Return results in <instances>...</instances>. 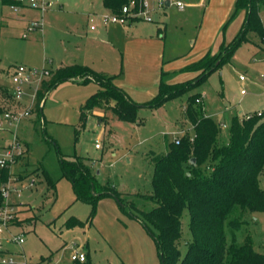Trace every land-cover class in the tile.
<instances>
[{
    "label": "rangeland",
    "instance_id": "rangeland-1",
    "mask_svg": "<svg viewBox=\"0 0 264 264\" xmlns=\"http://www.w3.org/2000/svg\"><path fill=\"white\" fill-rule=\"evenodd\" d=\"M51 1L54 7L43 13L30 7L16 13L0 0V79L7 84L11 66L55 71L60 64L71 65L75 58L84 57L83 36L89 38L95 33L90 32L94 24L88 16L90 6H100L101 0ZM158 1L150 0V6H155L153 21L142 20L137 29L144 34L152 31L154 38L162 41L163 58L159 62L165 71L169 67L163 73L168 83L194 79L196 72L182 69L208 51L216 54L222 44L232 42L246 18L245 11L232 17L236 0H171L170 6L163 7ZM177 2L183 4L182 9ZM260 16L264 25V9ZM36 20L43 22V29L28 32L24 38L27 22ZM109 31L116 34L121 45L126 40L119 24H109ZM76 44L82 52L77 53ZM124 53L120 49L115 54L118 71L114 80L133 83L139 66L131 67L130 75ZM149 61L150 66L156 63ZM159 62L154 69L145 65L147 76L133 79L149 86V91L139 92L142 103L158 93ZM100 90L102 87L93 81L62 82L47 95L41 113L33 110L18 124L0 129V147H6L15 136L23 152L11 168L23 178L17 185L20 198L11 194L21 223L0 234V239L4 248L20 254L28 264H76L71 260L75 251L86 253L91 264H161L152 234L131 214L138 213L137 209L125 211L114 196H103L92 214L91 205L76 200L71 182L63 176L60 158H80L101 185L110 184L139 210L150 211L157 206L145 198L153 193V157L166 154L168 145L176 139L195 136L185 113L188 95L170 99L157 108H139L135 121H120L112 114L113 102L92 111L84 108L88 98ZM192 93L202 95L205 115L221 126L220 139L224 142L228 141L233 116L245 118L247 114L262 113L264 43L259 35L247 33L231 59ZM24 102L29 100L25 97ZM96 143L101 145L98 150ZM260 186L264 188V170ZM188 216L185 212L182 220L184 240L189 237ZM72 218L83 224L69 226ZM20 234L24 235L22 244L7 242L11 235ZM234 237L239 243L250 240L257 252L264 253V212L247 213ZM228 238H232L231 233ZM181 251L185 253V245Z\"/></svg>",
    "mask_w": 264,
    "mask_h": 264
},
{
    "label": "trees",
    "instance_id": "trees-1",
    "mask_svg": "<svg viewBox=\"0 0 264 264\" xmlns=\"http://www.w3.org/2000/svg\"><path fill=\"white\" fill-rule=\"evenodd\" d=\"M1 1L9 6L18 3L17 0ZM133 1L135 10L140 9L143 0H103V5L110 12L120 13L123 6ZM262 9L264 0H236L232 17L245 11L246 18L234 40L222 44L218 53L208 51L184 67L182 72L197 73L192 80L168 83L163 80L162 73L158 93L150 101H133L115 85V76H105L78 64L51 71L38 90L35 110L41 113V104L47 95L62 82L86 84L93 81L102 90L91 95L84 108L92 111L113 102L112 114L120 121H135L139 108H157L170 99L188 95L185 113L195 136L185 135L179 143H170L166 154L153 157V193L145 198L157 206L150 211L139 210L110 184L101 185L90 166L80 158H60L63 176L71 182L76 200L91 205L92 214L103 196H114L125 211L130 207L137 209L138 213L131 211V214L152 234L161 264H264V253L257 252L250 240L239 243L234 237L247 213L264 212V188L260 186V175L264 170V109L260 116L255 112L250 119L233 116L228 141L224 142L220 139L221 126L205 115L202 95L192 93L231 59L246 40L247 33H257L264 43ZM4 96L13 102L5 93ZM192 159H195L194 163ZM10 176L9 168L0 169V209L4 202L1 189ZM50 184L55 187V183ZM185 212L189 215V237L184 240L182 220ZM20 223L16 217L12 224ZM68 224L76 226L83 222L72 218ZM228 233H231V239ZM182 245L186 246L184 254ZM75 263L91 264L88 260Z\"/></svg>",
    "mask_w": 264,
    "mask_h": 264
},
{
    "label": "built area",
    "instance_id": "built-area-1",
    "mask_svg": "<svg viewBox=\"0 0 264 264\" xmlns=\"http://www.w3.org/2000/svg\"><path fill=\"white\" fill-rule=\"evenodd\" d=\"M17 4L10 5L11 10L20 13L23 7H30L41 11L42 13L52 8L54 3L51 0H17ZM166 1L159 0L158 6L163 7ZM177 7L183 8L181 2L176 3ZM136 3L133 1L128 6H123L120 13L109 12L102 16L106 24L127 25L130 20L143 19L145 21H153L149 12V3L146 0L141 2L140 9L135 10ZM43 29V22L36 20L28 23L27 31L23 34L24 38L28 37V32H34ZM51 70L47 68L36 69L25 65H14L9 69L7 76L10 77V82L0 79V129L6 130V126L18 124L22 119L28 118L32 115L33 110L36 109L37 93L40 89L41 83L48 78ZM244 80V77H240ZM242 90V94H244ZM5 95L13 100L10 102ZM29 100V103L24 102V98ZM43 103L41 104V106ZM260 116L261 113H258ZM252 114H247L246 119L252 118ZM179 143V139L175 140ZM95 148H101L99 143L95 144ZM21 147L18 143L17 137L5 147H0V169L9 168L11 176L8 181L2 186L1 195L4 199L3 206L0 209V234L9 231V228L14 226L12 223L16 219L15 204L11 202V194L14 193L18 198L21 194L17 185L21 183L16 174L12 173L11 168L18 162V158L22 156ZM24 235H11L6 239L8 243L22 244L24 242ZM73 262H85L87 260L86 253L75 251L71 255ZM0 264H28L20 254H12L8 249L4 248L0 239Z\"/></svg>",
    "mask_w": 264,
    "mask_h": 264
},
{
    "label": "crops",
    "instance_id": "crops-1",
    "mask_svg": "<svg viewBox=\"0 0 264 264\" xmlns=\"http://www.w3.org/2000/svg\"><path fill=\"white\" fill-rule=\"evenodd\" d=\"M149 3L150 6V0H146ZM169 1L168 5L170 6L172 4L171 0H166V2ZM213 0H210V3ZM62 6V5H60ZM54 7V6H53ZM52 7V8H53ZM90 12L88 16L94 21L93 26H90V32H95L91 37L83 36V45L82 47L86 50L83 52L84 57L83 58H75L74 63L71 65H83L86 66L94 71H96L99 74L105 75V76H116L117 74V64L115 62V54L120 49L124 50V64L127 63V68L129 69V74L132 75V69L131 67L135 68L139 66L137 72L135 75H133V79L135 77H139V79L147 76L145 65L149 66L151 68L156 67V63L161 61L160 59L163 58V50H162V41L160 39L154 38V35L152 34V31L149 34H144L137 29V23L141 22L143 19H134L130 20L127 23V26H121L122 30L126 34V40L123 41L122 45L119 43V39L115 37L113 32L109 31V24H106L103 21L102 16L105 14H108L110 11L106 9L103 5V0L100 2V6L97 5L95 8L94 5L90 6ZM155 11L154 3L152 7L150 6L149 12L150 15L152 12ZM28 25V22H27ZM117 25V24H113ZM87 35V34H86ZM76 50L78 52H82L80 49V46L76 44ZM152 59V61H156L152 66L151 62L149 61ZM194 62V61H193ZM162 63V61H161ZM159 62V80L157 82V86H159L160 79L162 73L168 72L169 69L168 66H166L167 70H164V65ZM192 63V62H190ZM189 63V64H190ZM187 64V65H189ZM66 65L65 63L60 64L58 68L65 67V66H71ZM186 66V65H185ZM119 69V68H118ZM127 70V69H126ZM126 79H130L129 77H126ZM133 83L127 82L125 80H115L114 83L116 86L122 88L129 97L138 103H142L140 99L138 98L140 91L143 93L144 91H149V86L141 84L139 81L133 80ZM137 79V80H139ZM157 79V78H156ZM145 93V92H144ZM96 114L103 116L102 113L96 112ZM97 150L100 148H96Z\"/></svg>",
    "mask_w": 264,
    "mask_h": 264
},
{
    "label": "water",
    "instance_id": "water-1",
    "mask_svg": "<svg viewBox=\"0 0 264 264\" xmlns=\"http://www.w3.org/2000/svg\"><path fill=\"white\" fill-rule=\"evenodd\" d=\"M169 1L166 2V4L168 5ZM192 162L194 163L195 162V159H192Z\"/></svg>",
    "mask_w": 264,
    "mask_h": 264
},
{
    "label": "bare ground",
    "instance_id": "bare-ground-1",
    "mask_svg": "<svg viewBox=\"0 0 264 264\" xmlns=\"http://www.w3.org/2000/svg\"><path fill=\"white\" fill-rule=\"evenodd\" d=\"M127 26V25H126Z\"/></svg>",
    "mask_w": 264,
    "mask_h": 264
}]
</instances>
